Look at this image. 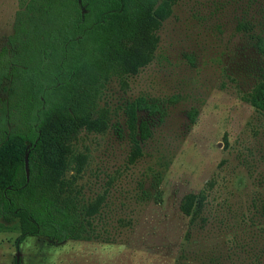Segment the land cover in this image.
I'll list each match as a JSON object with an SVG mask.
<instances>
[{
    "label": "rangeland",
    "instance_id": "obj_1",
    "mask_svg": "<svg viewBox=\"0 0 264 264\" xmlns=\"http://www.w3.org/2000/svg\"><path fill=\"white\" fill-rule=\"evenodd\" d=\"M170 2L147 63L112 73L88 122L45 134L59 202L91 211L80 238L17 246L19 222L0 218V264L17 253L19 264H264V112L249 103L264 70V0ZM23 7L0 0V52ZM10 93L3 79L0 100ZM139 98L164 114L138 113L151 136L135 142L127 107ZM201 192V212L183 215Z\"/></svg>",
    "mask_w": 264,
    "mask_h": 264
},
{
    "label": "trees",
    "instance_id": "obj_2",
    "mask_svg": "<svg viewBox=\"0 0 264 264\" xmlns=\"http://www.w3.org/2000/svg\"><path fill=\"white\" fill-rule=\"evenodd\" d=\"M23 5L8 38L10 48L0 52V82L6 79L11 84L7 99L0 100V218L8 225L19 222L17 246L27 237L63 243L80 238L82 216L91 211L76 208L81 206L72 200L59 202L63 183L57 184L59 173L50 169L45 134L54 122H88L110 75L127 71L129 61L133 71L147 63L156 44L154 33L172 3L20 0ZM125 41L137 42L139 51L122 48ZM259 50L264 55L262 43ZM249 103L264 112V70ZM140 112L164 114L156 101L139 98L131 103L127 127L135 142L151 136L148 121L137 120ZM138 153L136 145L133 156ZM205 199L204 192L188 195L180 211L193 219Z\"/></svg>",
    "mask_w": 264,
    "mask_h": 264
},
{
    "label": "water",
    "instance_id": "obj_3",
    "mask_svg": "<svg viewBox=\"0 0 264 264\" xmlns=\"http://www.w3.org/2000/svg\"><path fill=\"white\" fill-rule=\"evenodd\" d=\"M27 159H28V153L25 154V165L27 163ZM26 177L28 178L27 168H26ZM18 259H19V253H17V256H16L17 263H18Z\"/></svg>",
    "mask_w": 264,
    "mask_h": 264
},
{
    "label": "flooded vegetation",
    "instance_id": "obj_4",
    "mask_svg": "<svg viewBox=\"0 0 264 264\" xmlns=\"http://www.w3.org/2000/svg\"><path fill=\"white\" fill-rule=\"evenodd\" d=\"M18 261H19V259H18Z\"/></svg>",
    "mask_w": 264,
    "mask_h": 264
}]
</instances>
